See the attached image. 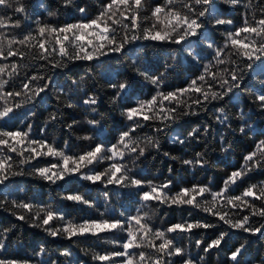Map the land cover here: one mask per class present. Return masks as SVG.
Instances as JSON below:
<instances>
[{
	"label": "trees",
	"instance_id": "16d2710c",
	"mask_svg": "<svg viewBox=\"0 0 264 264\" xmlns=\"http://www.w3.org/2000/svg\"><path fill=\"white\" fill-rule=\"evenodd\" d=\"M109 2L110 0H72L70 5H65L64 0H19V4L17 0H10L11 7H0V20H4L5 24H14L18 20L20 27L0 28V39H3L7 51L8 41L3 38V34L19 40L28 33L35 34L38 23L63 26L94 19L103 5ZM164 3L165 0H145L141 16H150L152 8ZM20 4L25 11L16 13L14 8ZM176 7L179 8L180 5ZM81 8L85 12L82 13ZM262 10L264 0H237L236 3H232V0H211V14L230 20L231 24H206L201 38H191L187 43L179 45L170 41L137 39L125 45L120 53H110L91 61L61 60L54 54L55 60H61L60 67H52L48 60L36 58L37 50L30 45L13 44V49H18L24 55L0 58V66H6V73L12 71V64L18 65L17 72L11 78L7 74L0 77L9 81L4 90L21 91L22 82L34 75L45 79L34 81L32 88L42 86L49 77L51 82L39 96L33 97L32 92L28 91L21 96L9 98V104L19 103L22 106L14 108L10 118L0 121V130L28 132L30 139L47 141L57 150L72 156H78L96 144H102L105 149L117 145L120 134L129 131L133 125V121H129L124 115L125 110L136 107L140 101L151 99L158 91L174 92L187 87L198 76L205 75L206 82H202L205 87L211 83L213 91L224 92L219 78L230 80L228 70L231 69L242 74L243 80L239 87H234L223 99L195 105L192 104L193 99L203 98L185 95L182 99L191 107L178 108L173 121L162 123L158 119L141 120L143 126L136 129L133 138L145 149L143 156L137 158L135 153L126 152L123 161L117 156L114 161L105 160L82 169V173L87 174L103 172L110 163L119 161L130 170V176L143 182L139 188L92 183L79 174L66 176L53 184L33 174V168L58 163L59 157H42L21 165V157L17 153L0 148V158L11 156L10 163L13 165L8 180L0 185V200L7 198L9 201L0 205V232L10 229L0 236L5 244V248L0 249V259L16 261L18 264H123L126 257L99 261L93 259V255L123 251L122 244L127 239L125 231L87 234L72 239L65 236L52 237L43 227L34 226L38 221L31 218L40 208H50L64 217L63 221L53 220L51 225L54 227H62L68 221L81 224L84 221L103 220H121L127 226L129 217L144 213H147V222L153 229L165 230L177 223L211 224L214 226L166 235L184 250V258H191L196 264H236L230 259V255L241 244L245 247L238 257L239 264H264V234L231 229L217 216L192 205L170 206L156 200L145 203L140 198L142 192L149 191V182L159 186L171 181L169 189L165 190L169 195L193 185L207 186L213 192H219L224 188V181L229 175L245 165V156L256 152L259 158L260 151L264 150V145H261L264 141V107L256 97L264 94V64L254 61L253 68H248L246 60L237 56L229 57L227 54L221 57L225 63L219 64L214 58V49L222 47L227 32L243 26L245 18L249 23L253 22V17L261 18ZM151 22L143 23L137 34L140 35L142 29L149 27ZM30 43L35 44V41ZM209 44L213 47H209ZM231 51L228 48L226 53ZM52 59L53 57H49V60ZM232 60L235 63H231ZM211 73L217 74V81L212 80ZM146 76L162 77L163 82L157 88ZM120 83H127L130 87L121 92L119 99L113 103L117 88L112 85ZM90 96L96 99V104H83ZM69 102L74 106L68 107ZM3 106L4 100H0V108ZM173 106L175 105L165 102V107ZM185 111L190 114L183 115ZM52 116L56 117L55 120L51 119ZM157 128L161 130L156 131ZM241 128L244 129L243 133ZM190 132L193 133L192 136H189ZM86 136L91 139H84ZM148 137L158 141L159 146L148 145ZM180 140L184 143H179ZM17 148L20 150L19 145ZM197 153L203 154L202 157H198ZM27 155L25 152V156ZM197 159L206 163H183L184 160ZM13 172L23 174L13 175ZM251 185L264 186V167L255 168L238 179L236 184L229 185L226 195H241ZM72 194L82 195L90 204L66 199ZM205 197L211 200L207 193L204 197L197 196V200L202 201ZM246 199L254 202L257 209L264 203L253 197ZM12 200L31 204L32 212L14 208ZM236 204L237 207L234 208L224 200H218L217 209L228 213L232 220L249 216L253 227L264 224V218L253 216L247 205L241 202ZM20 215H25L26 219H18ZM135 227L133 222V229ZM222 232H227L228 235L221 245L204 252L203 248ZM197 241L201 242L199 246ZM156 243L159 244L160 241ZM41 247L45 248L44 253H39ZM143 250L150 251L147 248ZM138 251L140 249L132 250L133 256ZM64 252L71 255L65 256L62 254ZM166 259L173 264H180L179 257Z\"/></svg>",
	"mask_w": 264,
	"mask_h": 264
},
{
	"label": "snow or ice",
	"instance_id": "6c2138e0",
	"mask_svg": "<svg viewBox=\"0 0 264 264\" xmlns=\"http://www.w3.org/2000/svg\"><path fill=\"white\" fill-rule=\"evenodd\" d=\"M71 2L72 0H64L65 5H70ZM236 2L237 0H232V3ZM17 3L19 4V0H17ZM176 5H180V7L177 8ZM144 6L145 0H110L109 3L103 5L102 10L94 19L69 23L63 26L38 23L35 34L28 33L19 40L15 37L8 38L6 34H3V38L7 39L8 44L7 51H5L3 39H0V58L7 59L8 57L24 55L18 49L14 50L13 44L30 45L37 50L36 58L48 60L52 64V67H60L61 60L64 58L68 60L91 61L110 53H120L125 48V45L141 38L161 42L170 41L177 45L187 43L191 38H201L206 24L213 23V26H221L232 23L230 20H225L211 14V0H165L164 4L156 5L151 9L150 16L146 15L142 17L141 10ZM0 7H11L10 0H0ZM14 11L16 13H23L25 8L20 4V6L14 8ZM80 11L83 13L85 9L81 8ZM49 15H53V13H49ZM148 21H152L150 26L143 28L142 33L138 35L137 31L141 29L143 23ZM6 27L19 28L20 22L17 20L14 24H5L4 20H0V28ZM32 41H35V44H31L30 42ZM209 47H213V45L209 44ZM228 48H231L232 51L226 53ZM54 54L59 56L61 60H55ZM224 54L229 55V57L237 56L243 58L248 62V68H253L252 62L254 61L264 64V10L261 12V18L256 19L253 17L252 23H249V20L245 18L243 26L227 32L224 45L222 47H215L214 49V58L217 60V63H225L221 59ZM49 57H53V59L49 60ZM193 58L195 59L196 57L194 56ZM231 63H235V60H232ZM17 68L18 65L12 64V71L6 73V66H0V77L7 74L11 78L17 72ZM205 71L207 72V68ZM228 71L230 80L223 77L219 78L220 87L225 89L224 92L213 91L211 83H208L207 87H205V83L202 82H206V77L205 75H200L196 79L191 80L185 88L167 93L158 91L151 99L140 101L136 107L126 109L124 115L129 121H133V125L129 131H124L120 134L117 145H113L111 148L105 149L102 144H96L88 151L78 156H72L57 150L47 141L30 139L28 132L10 130H0V148L6 149L8 152L17 153L21 157L19 160V164L21 165L42 157H59L60 162L58 163L49 164L46 167L33 168V174L53 184L65 179L66 176L79 174L83 176V179L92 183L99 182L105 185L117 184L139 188L143 182L130 176V170L119 161L110 163L103 172L96 171L87 174L82 173V169L89 168V166L105 160L114 161L117 156H119L120 161H123L126 152L135 153L137 158L143 156L145 149L140 147L139 142L133 138L136 129L143 126L140 121L158 119L164 123L175 120V113L178 108L184 106L191 107V105H187L186 101L182 99L185 95H198L203 98V100L198 98L193 99L192 104L195 105L208 100L223 99L234 87H239L240 81L243 80V75L238 74L235 69ZM141 74L145 75L144 73ZM210 75L213 81H217V74L211 73ZM38 79L44 80L45 77L35 75L29 77L26 81L22 82L21 91L16 92L5 91V86L9 81L0 79V100H4V106L0 108V121L10 118L14 113V108L19 109L22 106L19 103L15 105L9 104V98L21 96L28 91L32 92L33 97L39 96L48 88L51 82L50 77L42 86L32 88L31 85ZM146 79L153 85H156L157 88L163 82L162 77L146 76ZM112 86L117 88L116 95L113 97V103L119 99L121 92L130 87L127 83ZM60 91L62 92L63 89L61 88ZM256 99L264 107V94L257 96ZM96 102V99L90 96L83 101V104L94 105ZM165 102L174 104L175 106L165 107ZM73 106L69 102L68 107ZM182 114L189 115L190 113L185 111ZM55 118V116L51 117L52 120H55ZM89 123L95 124L98 122L89 121ZM30 127L29 125V129ZM160 130L159 128L156 129V131ZM240 131L243 133L244 129L241 128ZM192 135L193 133L190 132L189 136ZM84 139H91V137L86 136ZM147 143L153 147L159 146L158 141H154L152 137L147 138ZM179 143H184V141L180 140ZM17 145L20 146V150H18ZM261 145H264V141L261 142ZM25 152L28 153L27 156H25ZM202 155L201 153H197L198 157H202ZM244 159L245 165L240 170L234 171L229 175L227 180L224 181V188L219 192H213L207 186L193 185L191 188H182L178 193L169 195L165 190L169 189L171 181L159 186L152 185L149 182V191L142 192L140 198L145 203L156 200L160 203H168L170 206L192 205L201 208L204 212L217 216L225 224H228L231 229L264 234L262 232L264 224H261L259 227H253L250 224L249 216L232 220L228 213H222L217 209L218 200H224L226 204L234 208L237 207L236 202H241V204L248 206L253 216L259 215L264 218V203L257 209L254 202L246 199L253 197L255 200L264 201V186L251 185L241 195H226L229 191V185L236 184L238 179H241L248 172L255 170V168L264 167V162H262L264 161V150L260 151L259 158H257L256 152H252L245 156ZM11 160V156L0 158V185L4 184L9 178L8 174L13 168L12 163H10ZM183 163L185 165L193 163L203 165L206 161L202 159H197L196 161L184 160ZM12 174L19 175L23 173L13 172ZM205 193L211 196V200L205 197L202 201H198L197 196L204 197ZM66 199L90 204V201L84 199L79 194L68 195ZM8 202L7 198H5L0 200V205L7 204ZM11 204L14 208L25 209L29 213L33 210L31 204L23 201L17 202L16 200H12ZM31 218L34 221H38L34 226L43 227L44 231L52 237L65 236L67 239H72L73 237L87 234L98 235L103 232L125 231L127 239L122 244L123 251L93 255V259L99 261H112L115 257H126L123 264H173L166 257H179L180 264H196L193 259L184 258V250L176 246L174 240L168 238L166 234L176 233L177 231L189 232L193 228H209L214 226L197 222L186 225L177 223L167 227L165 230L153 229L147 222L149 219L147 213H144L143 215L129 217L127 226L121 220H103L84 221L81 224L68 221L62 227H54L51 225V222L55 219L63 221L64 217L58 215L50 208H40ZM18 219L24 220L26 216L20 215ZM133 222L136 226L135 229H133ZM8 231L10 229H3L0 232V236ZM227 235V232H222L217 239L213 240L207 247H204L203 251L208 252L212 248L219 247ZM156 241H160V243L157 244ZM200 243V241H197V246ZM244 247L245 245L241 244L235 251L231 252L230 259L236 262V264H239L238 257L241 255ZM4 248L5 244L3 243V239L0 238V249ZM145 248L150 251H144L143 249ZM135 249H140V251L133 256L132 250ZM45 251V248L41 247L39 253H44ZM153 253H155L154 256ZM62 254L65 256L71 255L69 252ZM0 264H18V262L0 259Z\"/></svg>",
	"mask_w": 264,
	"mask_h": 264
}]
</instances>
